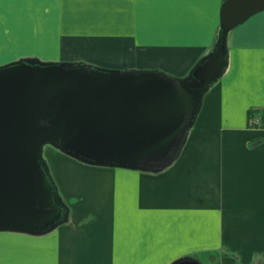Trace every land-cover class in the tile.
Here are the masks:
<instances>
[{"label": "crops", "instance_id": "crops-1", "mask_svg": "<svg viewBox=\"0 0 264 264\" xmlns=\"http://www.w3.org/2000/svg\"><path fill=\"white\" fill-rule=\"evenodd\" d=\"M224 1L0 0V65L84 61L182 77L212 47ZM227 45V68L165 169L48 149L68 220L40 235L0 231V264H264V10Z\"/></svg>", "mask_w": 264, "mask_h": 264}, {"label": "water", "instance_id": "water-1", "mask_svg": "<svg viewBox=\"0 0 264 264\" xmlns=\"http://www.w3.org/2000/svg\"><path fill=\"white\" fill-rule=\"evenodd\" d=\"M264 0H225L216 39L182 77L84 61L0 65V231L40 235L68 220L45 145L82 163L158 172L180 155L208 89L228 65L229 32ZM169 264H206L184 255Z\"/></svg>", "mask_w": 264, "mask_h": 264}, {"label": "rangeland", "instance_id": "rangeland-1", "mask_svg": "<svg viewBox=\"0 0 264 264\" xmlns=\"http://www.w3.org/2000/svg\"><path fill=\"white\" fill-rule=\"evenodd\" d=\"M49 61V60H48ZM51 61V60H50ZM56 61H58V60H56ZM48 149H51V150H53V151H57L58 152V150L57 149H55L54 147H52V146H50V145H45L44 146V151H43V155H44V158L46 159V161H47V163H48V165H49V160H48V157H47V150ZM60 152V151H59ZM50 167V166H49ZM202 262V261H201ZM204 263V262H203Z\"/></svg>", "mask_w": 264, "mask_h": 264}]
</instances>
